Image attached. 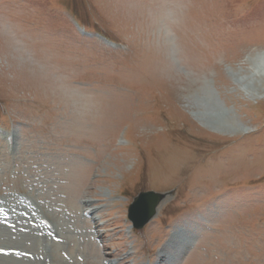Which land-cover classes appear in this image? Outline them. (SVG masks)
Here are the masks:
<instances>
[{
    "label": "rangeland",
    "instance_id": "obj_1",
    "mask_svg": "<svg viewBox=\"0 0 264 264\" xmlns=\"http://www.w3.org/2000/svg\"><path fill=\"white\" fill-rule=\"evenodd\" d=\"M0 25V264H264V83L230 75L264 54V0H0ZM195 76L244 133L195 117Z\"/></svg>",
    "mask_w": 264,
    "mask_h": 264
},
{
    "label": "bare ground",
    "instance_id": "obj_2",
    "mask_svg": "<svg viewBox=\"0 0 264 264\" xmlns=\"http://www.w3.org/2000/svg\"><path fill=\"white\" fill-rule=\"evenodd\" d=\"M10 34H11L10 30H8V29H6L0 25V35H3V37H6L7 40L9 41L6 43L10 44V46L8 45V47H10V52H11V44L13 46L16 43V39L14 36H11L12 34L11 35ZM16 46H18V45H16ZM19 46L21 47V45H19ZM22 46H24V45H22ZM15 48H17V47H15ZM7 49H6V51H7ZM20 50H21V48H20ZM14 51H15V49H14ZM18 52H19V49H18ZM13 53H15V52H13ZM23 53L24 52H22L21 54H23ZM16 61H19V60H16ZM21 61H22V59H21ZM29 62L30 61H28V59H27L26 63L28 64V66L31 65ZM246 62L247 63L241 64L239 69L237 68L236 71L231 72L230 75H231V77H232V79L236 85H238V83H239L240 85H243L245 88L247 87L245 89L247 91H250L249 89L251 88V86L247 83L248 82L250 84H251V82L254 83L256 86L253 89V91L254 90L256 91L257 89L260 88L259 85L261 83H264V54H263V56L258 55V54L254 55V56H250ZM248 64L251 66L250 68L246 67ZM21 68H23V67L21 66ZM188 85H189V87H192V88L194 87L193 88L194 92H193L192 98H194L196 100L197 106L199 107L198 112L195 113V117L198 120L202 121L205 125L211 127L213 130L219 131V132L224 133V134L227 133L229 135H235L236 133H244L247 130V129H245V127H241V126H239V124H236L235 121L229 120L227 118V115L225 114V112L221 111V109L219 108L217 103L214 102V100H213L214 98L212 97V94L210 92L209 83L204 76L193 77ZM261 88L264 90V84L262 85ZM250 93H249V95L252 96L253 93L252 94H250ZM192 107H194V106H192ZM9 136H11V135L9 134ZM34 202H36V201H34ZM86 202L89 204V201H86ZM36 205L38 207L39 212L44 214L43 206L37 202H36ZM89 209H92L91 214H93L99 208H97V207L93 208V206L89 205L84 209V211L89 210ZM84 211H83V213H84ZM82 216H84V215H82ZM91 220L94 221V223L97 227L99 226L96 217L93 216ZM55 228H56V232H58L59 226L57 223H55ZM98 234H99L98 236L102 238V234H100L99 231H98ZM119 263H120L119 261H115V260L109 262V264H119Z\"/></svg>",
    "mask_w": 264,
    "mask_h": 264
},
{
    "label": "water",
    "instance_id": "obj_3",
    "mask_svg": "<svg viewBox=\"0 0 264 264\" xmlns=\"http://www.w3.org/2000/svg\"><path fill=\"white\" fill-rule=\"evenodd\" d=\"M166 198V194L155 191L141 192L128 209V217L133 227L142 230L158 214V207Z\"/></svg>",
    "mask_w": 264,
    "mask_h": 264
}]
</instances>
